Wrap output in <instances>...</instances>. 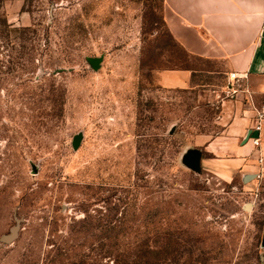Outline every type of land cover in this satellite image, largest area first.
Listing matches in <instances>:
<instances>
[{"label": "rangeland", "instance_id": "obj_1", "mask_svg": "<svg viewBox=\"0 0 264 264\" xmlns=\"http://www.w3.org/2000/svg\"><path fill=\"white\" fill-rule=\"evenodd\" d=\"M163 13L0 0V264H264V176L219 173L205 142L248 98ZM181 68L192 88L160 85Z\"/></svg>", "mask_w": 264, "mask_h": 264}, {"label": "crops", "instance_id": "obj_2", "mask_svg": "<svg viewBox=\"0 0 264 264\" xmlns=\"http://www.w3.org/2000/svg\"><path fill=\"white\" fill-rule=\"evenodd\" d=\"M163 4L169 32L189 55L223 62L230 74L242 77L239 92L248 103L237 102L234 114L222 115L228 135L205 138L207 149L221 155L218 172L230 174L236 166L252 178H261L264 122L259 146L244 136L247 126L256 124L257 110L264 108V0H163ZM194 73L187 68L167 69L159 72L158 81L164 87L188 89L195 85Z\"/></svg>", "mask_w": 264, "mask_h": 264}, {"label": "built area", "instance_id": "obj_3", "mask_svg": "<svg viewBox=\"0 0 264 264\" xmlns=\"http://www.w3.org/2000/svg\"><path fill=\"white\" fill-rule=\"evenodd\" d=\"M230 79H232L234 84L235 82H238V84L240 85V79H242V77L240 75H237L236 73H231ZM263 122H264V108L257 110L256 124L253 126V128H251L250 134L248 136V138H251L253 140V144L255 146L260 145Z\"/></svg>", "mask_w": 264, "mask_h": 264}, {"label": "water", "instance_id": "obj_4", "mask_svg": "<svg viewBox=\"0 0 264 264\" xmlns=\"http://www.w3.org/2000/svg\"><path fill=\"white\" fill-rule=\"evenodd\" d=\"M90 61L92 64H94L95 67L97 66V62L95 59H91ZM79 141H80V137L76 136L74 139L75 148L78 147ZM188 163L196 170H200L201 169V153L199 152L192 153L191 156L189 157ZM16 234H17V229L14 230L11 236L5 237L4 240L5 241L11 240L12 238H15Z\"/></svg>", "mask_w": 264, "mask_h": 264}, {"label": "trees", "instance_id": "obj_5", "mask_svg": "<svg viewBox=\"0 0 264 264\" xmlns=\"http://www.w3.org/2000/svg\"><path fill=\"white\" fill-rule=\"evenodd\" d=\"M196 58H198V57H196ZM198 59H200V58H198ZM187 69H191V70H193V71H196L195 69H193V68H187Z\"/></svg>", "mask_w": 264, "mask_h": 264}]
</instances>
